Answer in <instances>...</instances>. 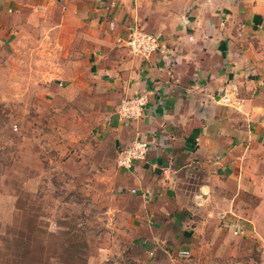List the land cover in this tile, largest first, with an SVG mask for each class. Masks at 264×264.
I'll return each mask as SVG.
<instances>
[{
  "label": "crops",
  "instance_id": "crops-1",
  "mask_svg": "<svg viewBox=\"0 0 264 264\" xmlns=\"http://www.w3.org/2000/svg\"><path fill=\"white\" fill-rule=\"evenodd\" d=\"M133 27L159 36V49L132 55L118 38ZM28 43L62 68L41 70L48 89L54 78L103 105L89 161L109 171L147 262L187 264L224 247L237 264L264 241V0H0V59ZM228 81L239 110L217 99ZM134 94L147 98L142 114L120 119L119 99ZM138 138L147 155L117 166Z\"/></svg>",
  "mask_w": 264,
  "mask_h": 264
},
{
  "label": "rangeland",
  "instance_id": "rangeland-1",
  "mask_svg": "<svg viewBox=\"0 0 264 264\" xmlns=\"http://www.w3.org/2000/svg\"><path fill=\"white\" fill-rule=\"evenodd\" d=\"M32 51L28 43L0 59V264H150L115 210L109 171L89 161L103 105L54 78L48 89L41 70L62 68ZM263 244L237 264H264ZM217 253L187 264H234L226 248Z\"/></svg>",
  "mask_w": 264,
  "mask_h": 264
},
{
  "label": "built area",
  "instance_id": "built-area-1",
  "mask_svg": "<svg viewBox=\"0 0 264 264\" xmlns=\"http://www.w3.org/2000/svg\"><path fill=\"white\" fill-rule=\"evenodd\" d=\"M54 3L58 0H52ZM111 27L113 24L111 23ZM118 42L122 43L132 55L149 57L151 53L159 49L161 40L159 36L151 31L144 30L140 27L131 28L124 37L118 38ZM217 99L224 104L231 105L239 110L244 104V99L241 98L240 92L236 84L231 81L226 82L217 94ZM147 104V98L143 94H134L123 96L119 99L114 113L120 119H134L142 114L144 107ZM150 148L147 140L138 138L134 139L127 146L121 148L116 157V165L121 167H131L136 160L143 159ZM235 233H237L235 231ZM259 251L264 254V244L259 246ZM186 252H180V256L186 257Z\"/></svg>",
  "mask_w": 264,
  "mask_h": 264
}]
</instances>
